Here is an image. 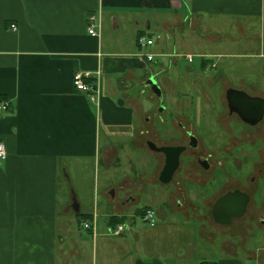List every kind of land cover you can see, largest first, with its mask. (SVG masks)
Segmentation results:
<instances>
[{
	"label": "crops",
	"instance_id": "obj_1",
	"mask_svg": "<svg viewBox=\"0 0 264 264\" xmlns=\"http://www.w3.org/2000/svg\"><path fill=\"white\" fill-rule=\"evenodd\" d=\"M92 14L96 37L87 32ZM152 32L156 41L140 48L137 35L154 40ZM178 55L199 67L213 62L206 70L226 63L229 73L231 62L247 60L262 66L252 81L264 80V0H0V103L8 102L0 113V264H261L227 245L226 255L209 257L203 244L212 235L203 224L186 230L195 219L170 207L161 183L133 190V143L156 98L144 82L154 75L160 87L170 84L161 60L175 66ZM77 71L97 83L92 101L73 87ZM101 170L110 181L102 191ZM153 207L155 225L137 221ZM111 217L123 220L122 234L108 233Z\"/></svg>",
	"mask_w": 264,
	"mask_h": 264
},
{
	"label": "rangeland",
	"instance_id": "obj_2",
	"mask_svg": "<svg viewBox=\"0 0 264 264\" xmlns=\"http://www.w3.org/2000/svg\"><path fill=\"white\" fill-rule=\"evenodd\" d=\"M152 36L154 40L150 38L154 43L157 33L152 32ZM169 60L170 58H164L161 62L167 71L163 73V78L169 80L170 84L168 83V86L161 84L163 98L161 101L154 98V107L143 112L144 117H149V122L141 121L140 126L145 132L137 138L135 144L133 143L138 150L132 151L138 156H133L132 152H125L127 156H133L131 159L135 160V163L137 160L140 168L132 175L133 177L131 176L133 190L140 193L158 182L157 168L154 166L156 153L149 151L146 140L156 143L160 141L161 134L171 132L172 128L169 129L168 124L161 126L157 120V110L163 107L162 117L169 118V112H173L177 117L175 122L173 121V129L175 123L181 121L186 128L196 133L199 139V147L193 154L195 167L191 168V176L188 177L190 184L177 188V191L170 185L163 187L164 196L169 197L170 207L195 219L186 230L195 232L200 224L206 227L207 234L212 235L211 243L203 244L204 248L210 251L209 257L226 255L223 246L227 245L230 247L229 251L237 249L239 257L244 256V253L256 255L259 259L257 260L264 264V223L259 222V218H264V116L256 125H247L236 114H228L224 96L227 88H236L264 98L262 76L253 78L255 81L251 79V74L262 69V66L257 68L247 60L231 62L236 71L229 73L221 68L227 66L226 63L219 62L215 69L206 70L204 66L199 67L198 60L194 59L190 65L194 70L189 71L186 70V60H177L175 66H169ZM247 75L249 77H246ZM165 93L170 96H166ZM172 102L174 104H171ZM125 154L120 153L124 169L121 170V174L125 171L124 166L129 169ZM198 154L211 155L209 168L203 169L196 164ZM187 156L189 154H185V157ZM107 173L104 170L98 173L100 191L110 182L107 181L108 177L104 179ZM108 174L115 172L111 169ZM177 175H180V172ZM109 180L114 183L118 181L114 175H109ZM235 189L245 190L250 195L245 215L233 219L229 225L216 224L210 213L212 204L227 191ZM178 201L181 202V206L177 205ZM143 203L145 204V199H142L135 208L141 207ZM153 210L156 212L154 207ZM139 218L141 219V216H136L137 221L146 224ZM177 220L178 228L185 231L182 226L186 222L182 216ZM174 221L177 223L176 219Z\"/></svg>",
	"mask_w": 264,
	"mask_h": 264
},
{
	"label": "water",
	"instance_id": "obj_3",
	"mask_svg": "<svg viewBox=\"0 0 264 264\" xmlns=\"http://www.w3.org/2000/svg\"><path fill=\"white\" fill-rule=\"evenodd\" d=\"M144 84L156 98H162L161 87L154 75H150ZM225 100L229 112L237 114L243 123L254 126L263 119L264 98L251 96L243 90L228 88L225 91ZM146 146L150 151L162 152L165 155L166 163L158 180L163 184L168 183L178 166L179 155L184 147L167 146L157 148L152 141H147ZM192 146H196V144L193 143ZM248 202L249 195L246 192L239 189L228 191L213 203L211 217L216 224L229 225L233 219L240 218L244 214Z\"/></svg>",
	"mask_w": 264,
	"mask_h": 264
},
{
	"label": "flooded vegetation",
	"instance_id": "obj_4",
	"mask_svg": "<svg viewBox=\"0 0 264 264\" xmlns=\"http://www.w3.org/2000/svg\"><path fill=\"white\" fill-rule=\"evenodd\" d=\"M246 93H248V92H246ZM249 95H251V94H249ZM251 96H255V95H251ZM157 100L161 101V99H157ZM160 103L161 102H159V104ZM159 104H158V106H159ZM226 106H227V102H226ZM157 108H156V110H157ZM162 108H160L161 110H157V112H158L157 120L161 124H165L166 122H170V120H171V122H173V121L175 122V119L177 117L170 112H169V118L165 119L164 117H162V114L164 112L162 110ZM227 110H228V107H227ZM228 114L232 115L235 113H231L228 110ZM145 120L146 121L149 120V117H145ZM148 122L149 121H147L146 123H148ZM171 131L172 132H170V134L169 133L168 134L167 133L161 134V138L159 139L160 140L159 142H156V143L154 141L153 142L157 146V148H163V147H167V146L184 147V150L179 155L178 166H177L174 174L172 175V178L166 184L161 183V186L165 187V186L170 185L173 187V189H175L177 191V188L180 189L181 186L190 184V179L188 177L191 176V174H190L191 168L195 167V158L193 159V154H194V151H196L197 148L199 147V139H198L197 134L194 133L190 128H186V125H184L183 122H181V121H178L177 123H175V129L172 128ZM144 132H145V130L143 131V133ZM147 141H150V140H146V142ZM193 143H195L196 146H192ZM155 153H156V159H155L154 166L157 168V173H158L157 180H158L159 175L165 166V163H166L165 160L166 159H165V155L162 152H155ZM185 154H189V156L185 157ZM210 156H211L210 154H209V156H204V155H200V154L196 155V164L203 169L209 168L210 167V163H209ZM178 172H180V175H177ZM158 182L160 183L159 180H158ZM240 191L246 192L249 195V193L245 190H240ZM249 201H250V195H249ZM248 204H249V202H248ZM248 204H247V206H248ZM177 205L181 206L182 204L180 201H178ZM247 206H246V209H245V212L243 215H245V213L247 211ZM259 222L261 224H263L264 218H262V217L259 218Z\"/></svg>",
	"mask_w": 264,
	"mask_h": 264
},
{
	"label": "built area",
	"instance_id": "obj_5",
	"mask_svg": "<svg viewBox=\"0 0 264 264\" xmlns=\"http://www.w3.org/2000/svg\"><path fill=\"white\" fill-rule=\"evenodd\" d=\"M87 32L90 36L96 37L97 32V19L94 14L89 15L87 18ZM10 28L12 30H16V26L14 24H11ZM137 44L140 48H146L153 44V40L148 37L146 34H138L137 35ZM144 57H146V60L148 62H154L156 55L153 53H144ZM178 58H184L188 63H192L195 59L194 56L191 55H178ZM207 66H213V62H207ZM72 84L75 90L78 92L87 95V97L92 101L94 97L98 94V88L97 83L92 79V75L87 71H77L72 75ZM8 109V102L3 101L0 103V113L5 112ZM7 152L5 150V147L3 143H0V160H4L6 158ZM141 219L143 222L148 224L149 226H153L156 223V212L151 209L147 208L144 209ZM82 229L86 231H92V224L91 221L85 220L81 222ZM125 226L122 223H117L113 225H109L108 233L110 235H120L124 232Z\"/></svg>",
	"mask_w": 264,
	"mask_h": 264
},
{
	"label": "trees",
	"instance_id": "obj_6",
	"mask_svg": "<svg viewBox=\"0 0 264 264\" xmlns=\"http://www.w3.org/2000/svg\"><path fill=\"white\" fill-rule=\"evenodd\" d=\"M206 63H207V61H202L201 62V66H205L206 65ZM143 211V210H142ZM123 222V220H121V219H115V218H110L109 219V223H110V225H113V224H117V223H122Z\"/></svg>",
	"mask_w": 264,
	"mask_h": 264
}]
</instances>
